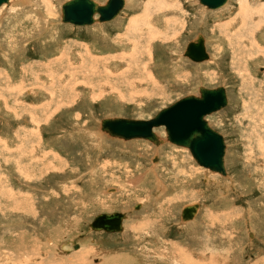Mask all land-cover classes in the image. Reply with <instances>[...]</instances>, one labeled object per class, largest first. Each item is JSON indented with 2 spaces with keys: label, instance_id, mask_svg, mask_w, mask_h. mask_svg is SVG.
I'll use <instances>...</instances> for the list:
<instances>
[{
  "label": "rangeland",
  "instance_id": "rangeland-1",
  "mask_svg": "<svg viewBox=\"0 0 264 264\" xmlns=\"http://www.w3.org/2000/svg\"><path fill=\"white\" fill-rule=\"evenodd\" d=\"M66 1L0 8V264H75L81 249L84 264H264V0H252L257 12L251 0H132L89 27L60 22ZM197 35L206 63L183 54ZM199 85L226 88V107L206 117L226 176L187 149L99 132L103 118L150 119ZM112 213L127 216L124 233L89 230Z\"/></svg>",
  "mask_w": 264,
  "mask_h": 264
},
{
  "label": "water",
  "instance_id": "water-1",
  "mask_svg": "<svg viewBox=\"0 0 264 264\" xmlns=\"http://www.w3.org/2000/svg\"><path fill=\"white\" fill-rule=\"evenodd\" d=\"M10 0H0V7ZM208 10L223 7L228 0H197ZM124 0H107L99 5L93 0H68L60 7L61 22L76 27L91 26L94 23H106L115 19L123 10ZM97 16V19L94 17ZM184 56L198 63L208 59L204 41L198 35L189 42L184 50ZM199 95H186L168 107L161 109L152 118L131 119L123 117L103 118L100 121V131L109 137L130 140H146L153 145L162 141L154 132L162 128L166 140L177 147L189 151L195 163L212 173L225 176L224 154L225 143L222 135L214 130L206 117L216 113L227 105L226 91L222 86L216 88L200 87ZM196 204L186 206L181 211V219L191 220L197 211ZM121 213L97 215L89 225L90 231L104 233H120Z\"/></svg>",
  "mask_w": 264,
  "mask_h": 264
},
{
  "label": "bare ground",
  "instance_id": "bare-ground-1",
  "mask_svg": "<svg viewBox=\"0 0 264 264\" xmlns=\"http://www.w3.org/2000/svg\"><path fill=\"white\" fill-rule=\"evenodd\" d=\"M11 1H12V0H10L9 3H8L7 5H3V6H9V5L11 4ZM246 1H247V0H246ZM246 1H245V2H246ZM251 1H252V0H251ZM23 2H24V0H23ZM94 2H95V1H94ZM129 2L131 3L132 0H124V7H123V9H125V6H128ZM247 2H248V1H247ZM96 3H97V2H96ZM248 3H249V2H248ZM98 4H99V3H98ZM132 4H133V3H132ZM132 4H130V5H132ZM134 4H135V3H134ZM244 4H245V3H244ZM258 4H259V3H258ZM258 4H257V3L255 4L254 1L251 2L250 6H249L250 9H251V12H252V10H255V11L257 10V9H255V8H256V6H257ZM24 5H25V4H24ZM99 5H103V4H99ZM137 5H138V4H137ZM225 5H226V4H225ZM225 5H224V6H225ZM224 6H223V7H224ZM245 6H246V5H245ZM245 6H244V9H242V8H243V5L241 6L240 13H242L243 11H246V10H245V9H246ZM262 6H263V5H262ZM1 7H2V6H1ZM1 7H0V8H1ZM226 7H228V6H226ZM226 7H224V8H226ZM206 9H207V8H206ZM227 9H229V8H227ZM247 9H248V8H247ZM255 11H254V14L257 12V11L255 12ZM258 11H259V10H258ZM261 11H262V9H261ZM261 11H260V12H261ZM228 12H230V11H228ZM249 12H250V11H249ZM249 12H248V14H249ZM60 13H61V12H60ZM240 13H239V15H240ZM251 14H253V13H251ZM256 15H257V13H256ZM42 16H43V15H42ZM117 17H118V16H117ZM117 17H116V18H117ZM242 17H243V16H242ZM249 17H250V16H249ZM60 18H61V15H60ZM94 18L97 19V16H95ZM116 18H115V19H116ZM147 18H148V17H147ZM171 18H172V17H171ZM244 18H245V17H244ZM117 19H118V18H117ZM250 19H251V17H250ZM250 19H249V20H250ZM256 19H257V18H255L254 20H251L250 22H251L252 24H255ZM40 20H43V18L41 17ZM113 20H114V19H113ZM43 21H44V20H43ZM229 21H230V20H229ZM60 22H61V20H60ZM168 22H169V21H168ZM61 23H62V22H61ZM43 24H44V23H43ZM94 24H99V23H94ZM94 24H92V25H94ZM222 24H223V23H222ZM246 24H247V22L245 21V22H240V23H238V24H235L234 26H236V27L238 28L237 31H239V30H240L239 26H240V27H241V26H244V25L246 26ZM64 25H65V24H64ZM66 25H67V24H66ZM92 25H91V26H92ZM219 25H220V24H219ZM224 25H226V26H228V27L231 26V25L233 26L232 23H231V24H224ZM44 26L46 27L45 24H44ZM51 26H52V25H51ZM166 26H167V24H166ZM220 26H221V25H220ZM45 27H43V28H45ZM47 27H48V26H47ZM88 27H89V26H88ZM224 28H225V26H224ZM229 28H230V27H229ZM130 29H131V28H129V31H128V29H125V30L123 29V33H121V34H122V35H125V37H126V36L135 35L136 32H135V31H130ZM226 29H227V28H226ZM133 30H134V29H133ZM219 30H220V29H219ZM49 32H50V31H49ZM233 32H234V31H233ZM239 32H240V31H239ZM219 33H220V32H219ZM253 35H254V34H253ZM119 36H121V35H119ZM197 36H198V35H197ZM121 37H123V36H121ZM196 38H197V37H196ZM196 38H195V39H196ZM202 38H203V36H202ZM225 38H227V37L225 36ZM225 38H224V39H225ZM262 38H264V36H262ZM195 39H194V40H195ZM260 39H261V37H260ZM194 40H192V41H194ZM225 40H226V39H225ZM229 40H230V39H229ZM203 41H204V47H205V51H206V45H205L206 41H205L204 38H203ZM210 41H211V40H210ZM162 42H163V41H162ZM226 42H227V41H226ZM245 42H246V41H245ZM230 43H231V42H230ZM235 44H236V43H235ZM231 46H232V45H230L229 47H231ZM245 46H246V45H245ZM150 48H151V47H150ZM220 48H221V47H220ZM231 48H232V47H231ZM236 48H237V47H236ZM238 48H239V47H238ZM243 49H244V48H243ZM237 50H238V49H237ZM219 51H220V50H219ZM219 51H218V53H219ZM226 51H227V49H226ZM239 51H240V50H239ZM250 51H251V50H250ZM244 52H246V51H244ZM144 53H145V52H144ZM206 53H207V51H206ZM227 54H228V56H229V53H227ZM136 55H138V54H136ZM207 55H208V59H207V60L202 61V62H198V63H196V64H200V63H203V62L206 63V61H209L210 58H213V57H210V55H209L208 53H207ZM221 55H222V54H221ZM225 55H226V54H225ZM218 56H219V55H218ZM218 56H217V57H218ZM129 57H130V56H129ZM184 57H185V56H184ZM223 57H224V56H223ZM230 57H231V56H230ZM186 58H187V57H185V59H186ZM180 59H181V58H180ZM187 59H188V58H187ZM214 59H215V58H214ZM214 59H213L211 62L215 61ZM188 60H189V59H188ZM210 60H211V59H210ZM218 60H219V59H218ZM221 60H222V59H220V61H221ZM233 60H234V59H233ZM178 61H179V59H178ZM190 61H191V60H190ZM186 62H187V61H186ZM191 62H192V61H191ZM211 62H210V63H211ZM236 62H237V61H236ZM193 63H195V62H193ZM216 63H217V62H216ZM232 63H233V62H232ZM213 64H214V63H213ZM108 66H109V65H108ZM197 66H198V65H197ZM218 66H219V65H218ZM200 87H204V86L199 85V86L197 87V94H196L197 96L199 95V93H198V89H199ZM222 87H223V86H222ZM205 88H207V87H205ZM223 88H224L225 91H226V88H225V87H223ZM193 95H194V94H193ZM226 96H227V95H226ZM227 102H228V98H227ZM208 124H209V123H208ZM99 127H100V124H99ZM155 130H156V129H155ZM155 130H154V132H155ZM99 132H100L101 134H103V135L109 137L107 134L101 132V131H100V128H99ZM88 133H89V132H88ZM88 133H87V134H88ZM82 134H83V133H82ZM90 134H91V133H89V135H90ZM92 134H93L94 137H97L96 139H98V140H99V139H100V140H101V139L104 140V139L102 138L101 134H99V133H95V132H93ZM92 134H91V135H92ZM156 135H157V134H156ZM157 136L161 139L162 142H161L159 145H157V146L154 145L155 147H159V146H161V145H165V144H170V143L166 140V138H165V133H164V136H162V137L159 136V135H157ZM222 137H223V136H222ZM109 138H111V139H116V140H121V139L112 138V137H109ZM94 140H95V139H94ZM121 141H124V140H121ZM130 141H131V140H130ZM143 141H146V140H143ZM147 142H149V141H147ZM91 143H92V142H91ZM125 143H128V142L125 141ZM224 143H225V141H224ZM99 144H100V143H99ZM97 145H98V144H97ZM171 145H172V144H171ZM173 146H175V145H173ZM97 147H98V146H97ZM176 147H177V146H176ZM99 148H100V147H99ZM160 148H161V147H160ZM160 148H159V149H160ZM180 148H182V147H180ZM155 149H156V148H155ZM159 149H158V150H159ZM184 149H185V148H184ZM158 150H157V151H158ZM225 154H226V144H225ZM225 154H224V158H225ZM55 157H56V156H55ZM39 159H40V158H39ZM56 159H57V158H56ZM36 161H37V160H36ZM194 162H195V161H194ZM157 165H158V164H157ZM157 165H156V166H157ZM196 165H197V164H196ZM150 166H151V165H150ZM224 166H225V161H224ZM151 167H152L151 169L153 170L155 166H154V167L151 166ZM151 169H149L148 173H149V172L152 173V172H151ZM155 169H156V168H155ZM206 170H207V169H206ZM208 171H209V170H208ZM209 172H211V171H209ZM226 174H227V173H226V170H225V176H226ZM154 175H155V174H154ZM152 176H153V175H152ZM27 177H28V176H27ZM29 180H31V179H29ZM154 180H155V187H156V189H157V190H160V191L163 192L165 188H163L164 186L162 187V185H161V184H162V183H161V180H160L156 175L154 176ZM27 183H28V182H27ZM193 205H194V204H193ZM196 205L198 206V208H197V211H196L195 216L198 214V211H199V205H198V204H196ZM18 206H19V205H18ZM186 206H191V205H186ZM186 206H184V207H186ZM184 207H183V208H184ZM14 208H15V207H14ZM183 208H182V209H183ZM182 209H181V211H182ZM16 210H17V209H16ZM17 211H18V210H17ZM30 211H31V210H30ZM123 215H124L125 218H124V219L122 220V222H121L122 231H121L120 233H124V232H123V231H124V228H123L122 224H123V222L125 221V219L127 218V216H126L125 214H123ZM195 216L193 217L194 219H195ZM193 218H192V219H193ZM192 219H191V220H192ZM181 221H182L183 223L187 222V221H184V220H182V219H181ZM188 221H190V220H188ZM192 221H193V220H192ZM190 222H191V221H190ZM191 223H192V222H191ZM93 232H95V231H93ZM108 234H118V233H108ZM18 246H19V245H18ZM13 247H14V246H13ZM64 247L66 248L64 252H68L67 250H68V248H69V244L66 245V246H64ZM84 248H85V247H84ZM88 248H89V247H88ZM70 249H71V248H70ZM74 251H75V250H74ZM74 251H73V252H74ZM89 251H91V250H89ZM187 251H188V250H187ZM84 252H85V251H83V250L81 249V250H79L78 252H74L75 254L73 253L74 255L77 254V258H78V260L75 261V264L77 263V261H80V262H82V264H84V262L86 261L85 258H87V256H88V254H87V255H84ZM89 254H90V253H89ZM180 254H181V253H180ZM69 255H70V254H69ZM62 257H63V256H62ZM72 257H73V256H72ZM191 257H192V256H191ZM68 258H69V256H68ZM112 258H113V257H112ZM112 258H111V259H112ZM118 258H119V257H118ZM72 259H74V257H73ZM72 259H71V260H72ZM75 259H76V257H75ZM105 260H106V259H105ZM107 260H108V259H107ZM107 260H106L107 263L105 262L106 264H108V262H110L109 260H108V261H107ZM116 260H117V259H116ZM123 260H124V262H125V261H126V258H123ZM193 261H194V260H193ZM66 262H67V261H66ZM68 262H70V260H68ZM129 262H130V259H129ZM71 263L74 264L73 262H71ZM111 263H112V262H111ZM79 264H80V263H79ZM89 264H90V263H89ZM115 264H121V258H119V259L115 262ZM195 264H196V263H195ZM206 264H207V263H206Z\"/></svg>",
  "mask_w": 264,
  "mask_h": 264
}]
</instances>
